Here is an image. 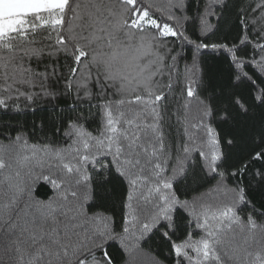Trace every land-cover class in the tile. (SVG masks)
<instances>
[{"label":"trees","instance_id":"trees-1","mask_svg":"<svg viewBox=\"0 0 264 264\" xmlns=\"http://www.w3.org/2000/svg\"><path fill=\"white\" fill-rule=\"evenodd\" d=\"M7 20L0 264H264V0Z\"/></svg>","mask_w":264,"mask_h":264},{"label":"crops","instance_id":"crops-1","mask_svg":"<svg viewBox=\"0 0 264 264\" xmlns=\"http://www.w3.org/2000/svg\"><path fill=\"white\" fill-rule=\"evenodd\" d=\"M50 2H54L53 0ZM36 0H0V20L15 15L24 14L33 11L49 9V7L39 6ZM52 6V4H50ZM59 6H52L55 8Z\"/></svg>","mask_w":264,"mask_h":264},{"label":"rangeland","instance_id":"rangeland-1","mask_svg":"<svg viewBox=\"0 0 264 264\" xmlns=\"http://www.w3.org/2000/svg\"><path fill=\"white\" fill-rule=\"evenodd\" d=\"M50 1L52 0H36V2H39L40 4L39 6L49 7V9H51L50 7L52 6H62L65 0H53V3ZM50 4H52V6ZM138 22H143L145 24H155L153 20L146 19L144 14L139 18ZM9 27H11L10 20H7V18L0 20V35L3 34Z\"/></svg>","mask_w":264,"mask_h":264}]
</instances>
